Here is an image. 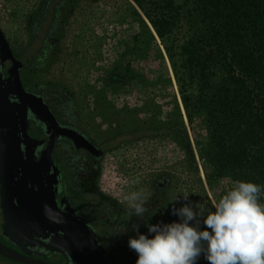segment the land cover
<instances>
[{
    "label": "rangeland",
    "instance_id": "obj_1",
    "mask_svg": "<svg viewBox=\"0 0 264 264\" xmlns=\"http://www.w3.org/2000/svg\"><path fill=\"white\" fill-rule=\"evenodd\" d=\"M63 8L61 41L45 80L66 89L81 107L87 130L107 142L97 181L100 190L104 192L102 174L113 175L108 186L111 183L114 201L126 208L121 203L126 194L144 191L150 196L155 178L162 174L170 182L165 203L146 223L178 221L172 209L188 202L211 210L235 181L206 180L199 159L206 132L199 117L188 125L173 67L147 20L140 11L135 14L138 9L131 0H81ZM41 10L42 0H0V29L13 52L28 44L29 27ZM185 35L184 28L175 31V45ZM42 39L40 33L34 53ZM187 93L193 94V88ZM179 120L185 124L196 172L186 167L177 139L150 137L151 133L139 139L131 134ZM140 232L146 234V226ZM129 251L135 264L137 255Z\"/></svg>",
    "mask_w": 264,
    "mask_h": 264
},
{
    "label": "trees",
    "instance_id": "obj_2",
    "mask_svg": "<svg viewBox=\"0 0 264 264\" xmlns=\"http://www.w3.org/2000/svg\"><path fill=\"white\" fill-rule=\"evenodd\" d=\"M79 1L42 0V10L29 27L27 47L17 53L11 49L17 60H23L26 71L37 67L35 61L45 59L42 56L44 39L43 49L26 58L29 47L40 36L41 25L49 20L50 30L65 4ZM131 1L163 44L180 88L188 125L192 126L199 117L206 132L199 151L206 180L229 178L264 185V0H182L181 4L176 0ZM134 12L139 16L137 10ZM179 28H184L186 35L175 45L174 33ZM28 73L34 76L31 80L37 83V88L47 84L51 91L69 94L60 85L46 81L45 73ZM189 88H193V94L187 93ZM147 133H151L150 137L177 139L186 157V167L191 172L197 171L183 121L131 134L141 139L148 137ZM158 177L167 178L162 174L155 178L144 220L132 217L128 207H120L115 227L123 221L130 226L139 223L141 231L148 218L164 205L166 192L163 198H158L159 205L150 210L160 191L156 184ZM167 181L166 190L170 186L168 178ZM135 234L132 231L130 236ZM108 244L111 250L124 252L114 257L116 264H131L127 242L115 240ZM197 264L209 262L202 255Z\"/></svg>",
    "mask_w": 264,
    "mask_h": 264
},
{
    "label": "flooded vegetation",
    "instance_id": "obj_3",
    "mask_svg": "<svg viewBox=\"0 0 264 264\" xmlns=\"http://www.w3.org/2000/svg\"><path fill=\"white\" fill-rule=\"evenodd\" d=\"M59 16L50 30H48L49 20L41 25L40 33H43L46 45L43 49L42 41H40L37 50L43 49L42 56L45 59L35 61L34 66L37 65V67L29 71L37 74L46 73L50 63L55 59L61 41L60 34L63 30ZM38 39L29 47L27 59L35 55L34 46ZM15 59L17 60V58ZM17 61L24 67L19 73L23 89L42 98L54 119V122L44 119L45 123L28 120V137L32 140L42 139L43 158L44 155H50L51 158V164L50 162L47 164L49 172L39 179V184L43 187L41 193L38 192L36 195L39 205L42 206L41 208L53 228L55 226L57 231H62L63 241L67 247L68 245L69 248L72 246L78 252L80 247L84 248L85 245L82 244H85L93 234L101 250L100 255L108 264H116L113 261L114 257L118 256V253L120 256L124 255V252L122 249L111 250L108 243L115 240L126 243L132 231L130 224L124 221L118 226H114L115 223H118L117 214L122 206L114 199L104 195L98 187L97 181L101 162L107 151L105 148L107 142L105 140L98 141L96 135L87 130L82 109L71 95L65 94V92L51 91L47 84L42 89L37 88V83L31 80L34 76L25 70L23 60ZM50 84L52 83L50 82ZM156 184L160 191L156 197V203L150 205V210L159 205V197L163 198L168 184L167 178L158 177ZM3 225L4 218L0 201V244L20 253L18 247L3 237ZM113 233H115L114 236H112ZM57 236H60L59 232ZM116 246L121 248V244ZM28 250L32 259L41 260L47 264H67L66 257L59 253L49 254L36 246L29 247ZM88 251L94 254L93 250ZM0 264L21 263L0 257Z\"/></svg>",
    "mask_w": 264,
    "mask_h": 264
},
{
    "label": "water",
    "instance_id": "obj_4",
    "mask_svg": "<svg viewBox=\"0 0 264 264\" xmlns=\"http://www.w3.org/2000/svg\"><path fill=\"white\" fill-rule=\"evenodd\" d=\"M21 68L0 29V201L4 218L3 237L21 251L15 252L0 244V257L21 264H47L30 258L28 248L36 246L49 254L65 256L67 264H108L100 255L101 250L93 234L78 252L72 246L67 247L62 231H57L55 226L53 228L39 205L36 195L43 188L39 179L49 172L47 164L51 158L50 155L43 158L42 139L28 137V120L45 123L44 119L52 122L54 119L42 98L23 89L19 77ZM58 232L60 236H57ZM88 250H93L94 254Z\"/></svg>",
    "mask_w": 264,
    "mask_h": 264
},
{
    "label": "clouds",
    "instance_id": "obj_5",
    "mask_svg": "<svg viewBox=\"0 0 264 264\" xmlns=\"http://www.w3.org/2000/svg\"><path fill=\"white\" fill-rule=\"evenodd\" d=\"M149 195L132 191L123 197L130 215L144 220ZM188 200V195L183 196ZM178 200V196L173 202ZM264 185L235 181L211 210L191 202L173 208L178 221L131 225L136 233L127 245L136 255L135 264H264ZM126 232V231H125Z\"/></svg>",
    "mask_w": 264,
    "mask_h": 264
},
{
    "label": "built area",
    "instance_id": "obj_6",
    "mask_svg": "<svg viewBox=\"0 0 264 264\" xmlns=\"http://www.w3.org/2000/svg\"><path fill=\"white\" fill-rule=\"evenodd\" d=\"M110 169H111V167H110ZM113 171V170H112ZM109 172V171H108ZM103 173V172H102ZM107 173V172H106ZM111 174H114L113 172L111 173ZM101 178H102V183H101V185L103 186V189H104V192H102L101 190V192L104 194V195H106V196H108V197H110V198H112V199H116L115 198V196L112 194V192H113V190L111 189L112 188V185H111V183H110V187L108 186V180L109 179H114L113 178V175L112 176H109V174H102V176H101ZM104 179V180H103ZM101 186V187H102ZM100 189V188H99Z\"/></svg>",
    "mask_w": 264,
    "mask_h": 264
}]
</instances>
